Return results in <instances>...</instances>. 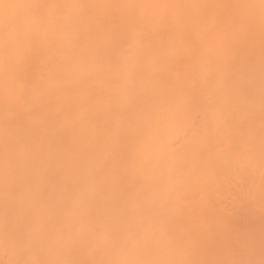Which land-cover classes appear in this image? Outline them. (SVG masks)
<instances>
[{
	"label": "bare ground",
	"instance_id": "bare-ground-1",
	"mask_svg": "<svg viewBox=\"0 0 264 264\" xmlns=\"http://www.w3.org/2000/svg\"><path fill=\"white\" fill-rule=\"evenodd\" d=\"M0 5V264H264L261 0Z\"/></svg>",
	"mask_w": 264,
	"mask_h": 264
},
{
	"label": "snow or ice",
	"instance_id": "snow-or-ice-1",
	"mask_svg": "<svg viewBox=\"0 0 264 264\" xmlns=\"http://www.w3.org/2000/svg\"><path fill=\"white\" fill-rule=\"evenodd\" d=\"M261 3L264 4V0H261ZM0 7H2V5H0Z\"/></svg>",
	"mask_w": 264,
	"mask_h": 264
}]
</instances>
